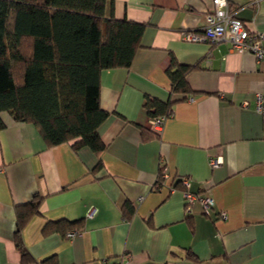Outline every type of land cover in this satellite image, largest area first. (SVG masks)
Segmentation results:
<instances>
[{
  "label": "crops",
  "instance_id": "obj_1",
  "mask_svg": "<svg viewBox=\"0 0 264 264\" xmlns=\"http://www.w3.org/2000/svg\"><path fill=\"white\" fill-rule=\"evenodd\" d=\"M228 3L248 29L264 32V0ZM213 9V0H114L117 19L148 27L131 67L101 74L100 103L110 115L100 153L73 141L48 147L34 125L2 114L0 264H264V120L254 110L264 61L227 41H185ZM172 57L195 67L189 94H172ZM148 98L172 103L160 136L147 130ZM162 169L169 178L159 189ZM185 190L211 196V214L199 202L188 213ZM34 197L39 214L22 231L23 255L18 207ZM128 205L135 212L125 219ZM65 221L81 226L63 230Z\"/></svg>",
  "mask_w": 264,
  "mask_h": 264
},
{
  "label": "trees",
  "instance_id": "obj_2",
  "mask_svg": "<svg viewBox=\"0 0 264 264\" xmlns=\"http://www.w3.org/2000/svg\"><path fill=\"white\" fill-rule=\"evenodd\" d=\"M147 27L117 19L114 0H0V131L6 128L2 114L9 113L38 128L48 147L73 141L77 149L102 152L99 129L110 114L100 103L101 74L131 67ZM194 69L172 57L167 70L172 94L190 93L186 77ZM144 109L149 117L169 115L172 103L148 98ZM39 207L36 197L18 207L16 245L23 255L22 231ZM134 210L128 205L125 219ZM78 226L81 222L61 225ZM186 255L196 260L192 252Z\"/></svg>",
  "mask_w": 264,
  "mask_h": 264
},
{
  "label": "built area",
  "instance_id": "obj_3",
  "mask_svg": "<svg viewBox=\"0 0 264 264\" xmlns=\"http://www.w3.org/2000/svg\"><path fill=\"white\" fill-rule=\"evenodd\" d=\"M214 9L206 16V24L200 33H183V37L187 42H208L219 43L229 42L232 49L239 52H251L256 57L258 62L264 61V32H254L248 29L246 23L235 17L229 12L228 0H213ZM249 102H244L243 107H249ZM254 110L260 114L264 120V93L258 92L255 95ZM170 115V113H169ZM169 115L149 117L148 128L154 134L160 136L164 131L166 119ZM222 164V159L219 156L210 158V165L212 168H217ZM163 179L167 180L169 176L163 174ZM187 185V180L183 182ZM183 197L188 213H191V207L196 203L202 206L206 215H210L215 208V201L211 196L202 197L198 194L184 191ZM143 198H140L141 201ZM95 210L91 209L88 212V217H93ZM222 220L227 219V214L222 212L220 214ZM75 232L69 233L68 237L73 238Z\"/></svg>",
  "mask_w": 264,
  "mask_h": 264
}]
</instances>
